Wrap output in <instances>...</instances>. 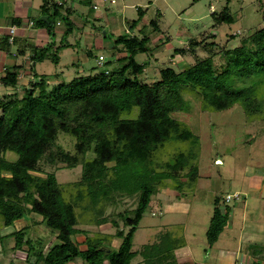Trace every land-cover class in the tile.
<instances>
[{"label":"trees","instance_id":"16d2710c","mask_svg":"<svg viewBox=\"0 0 264 264\" xmlns=\"http://www.w3.org/2000/svg\"><path fill=\"white\" fill-rule=\"evenodd\" d=\"M41 1V11L47 21L39 18L35 20V27L45 28L52 38L55 23L51 19L66 27L55 52L48 50L54 47L53 43L39 49V53L35 48L36 57L31 61L36 64L48 60L56 66L58 52L68 47L67 37L74 25L70 20L73 10L64 9V4L55 0ZM254 2L262 11V0ZM61 8L63 12L59 11ZM138 12L141 17L132 22L131 30L143 16L142 9ZM211 17L215 27L236 22L227 7L218 14L213 12ZM151 25L158 28L154 21ZM126 34L114 41L116 47H120L118 52L124 55H118L115 60L104 58L99 72L92 74L95 68L88 75L77 72L70 81L54 85H49L45 76L34 78L22 97L13 94L0 98V221L8 227L36 214L41 217L40 223L55 232L57 239V243L44 252L40 241L33 245L30 239L24 238L23 229L9 235L15 239L13 250L27 245L26 259L34 257L35 264H69L77 259L83 264H104L103 255L108 250L111 252L106 258L107 264H131L138 255L132 251L134 233L151 197L166 187L183 196V188H191L199 179V137L173 116L176 112L189 111L185 94H196L202 112H219L238 105L249 119L264 115V26L241 37L234 48H227V43L235 39V35H229L220 48H216L214 42L207 43V38L189 40L187 48L175 50V55L185 57L189 53L194 63H186L179 72L172 68L161 69L159 79L153 83H146L143 78L145 63L134 59L137 54L148 51V37L138 38L131 35V31ZM3 45H9L8 38ZM198 47L206 53L205 58L197 57ZM87 55L92 56L90 51ZM217 56L223 59L222 64L214 63ZM112 63L117 67L105 68ZM17 68L6 69L0 84L15 88ZM31 69L33 71L35 65ZM134 109L138 112L132 117ZM60 134L75 139L74 154L58 145ZM179 143H187L190 148L178 149L165 161L158 158L166 147ZM10 153L14 156L8 157ZM42 160L49 165L59 163L60 167L55 166L58 170L75 169L80 165V180L73 184L74 192L68 200L55 173L40 167ZM135 197V208L116 215L129 227L124 232L115 219L104 216L105 206ZM235 199L238 198L228 202ZM228 202L221 197L213 199L206 231L210 246L228 225L233 212ZM76 208L81 210L79 215L82 216L90 212L93 218L87 221L95 226L111 223L116 229L115 236L121 239L116 251L103 247L99 241L93 243L94 238L87 237L85 250L79 248L72 239L79 231L75 229ZM166 240L167 246L164 245ZM183 246L184 240L166 235L152 246L154 252L161 255H150L153 258L147 259L144 254L143 263L176 264L174 251ZM261 250L257 255L264 261L261 253L264 248Z\"/></svg>","mask_w":264,"mask_h":264},{"label":"rangeland","instance_id":"374dc122","mask_svg":"<svg viewBox=\"0 0 264 264\" xmlns=\"http://www.w3.org/2000/svg\"><path fill=\"white\" fill-rule=\"evenodd\" d=\"M57 1L64 4V9L71 5L74 8L71 15L74 25L67 38L69 50L59 55L61 61L58 66L49 61L37 63L36 74L35 72L31 74L36 80L43 76L47 80L54 79L59 75L61 79L50 81L52 85L70 81L77 72L80 75H88L92 68H95L92 74L99 72L102 70L97 65L99 55H103L107 61L123 56V53L118 52L120 47H116L114 41L118 36L127 35L126 33L130 31L131 35L138 38L149 39L148 51L137 54L134 59L137 63H145L146 74L143 78L146 83H153L159 79L161 69L172 68L179 72L186 63H194L189 53L185 57L175 55V50L187 48L189 40L201 41L207 38V43L214 42L216 48H220L226 43L229 35H235L236 38L227 43V48H234L239 44L241 37L264 26V7L259 11V5L254 0H115L114 4L97 0H55ZM262 3L264 5V0ZM92 5L97 9H93ZM224 7L228 8L236 22L215 27L211 14L220 13ZM138 9L144 11L143 16L131 30L132 22L141 17ZM40 11L37 9V14L41 13ZM59 11L63 12V9ZM39 18L36 17L35 20ZM51 21L55 23L53 29L58 28L56 27L58 20L51 19ZM152 21L156 23L157 29L151 25ZM65 27L63 24L62 28ZM52 41L51 39V43ZM33 44L26 42V45ZM47 47L48 45H45V48ZM16 48L15 45L8 49ZM89 51L92 54L90 57L87 55ZM27 52L29 54L28 49ZM196 54L199 59L207 56L200 47L196 48ZM223 62L220 56L214 60L216 65ZM115 67L117 65L112 63L105 68L111 70ZM24 91V87L20 85L7 88L0 84V98L13 94L19 97ZM195 95V93L185 94L184 98L190 106L189 111L176 112L173 116L184 122L199 137L197 157L199 179L191 188H183V196H178L179 192L166 187L160 188L159 193L151 197V203L134 233L132 251L137 252L138 255L131 264H145L144 254L147 255V259L153 258L154 255L160 256L161 254L154 252L152 246L166 235L171 239L184 240L186 245L177 253L179 260H176V264H189L190 261L191 264H234V262L238 264L241 262V256L244 255L253 258L252 264L256 261L254 257L259 259L258 251H262L261 248L264 247V115L249 119L238 105L219 112H202L199 99ZM137 112V109H134L132 117L136 116ZM57 143L67 152L74 154V138L60 134ZM189 148L187 143L168 146L159 153L158 158L165 161L178 149L186 151ZM10 156L14 154L10 153L8 157ZM55 166L61 165L59 163L49 165L43 160L40 164L43 170L55 173L58 183L64 189L63 195L68 200L70 193L74 192L73 184L80 180L81 167L79 165L75 169L58 170ZM81 188L83 189L84 186ZM226 195L240 197L228 202L233 207L228 225L219 235L217 242L210 246L206 231L212 216L213 199L221 197L224 200ZM136 202L135 197L109 204L105 206L104 216L115 219L119 227L127 232L129 227L125 226L124 221L118 219L116 215L135 208ZM76 211L78 220L75 229L79 231L72 237L73 241L76 239L79 242L83 241L84 235L87 238H94L93 243L99 241L103 247L117 250L121 239L115 236L116 229L110 222L102 228V232H92L97 226L87 221L93 218L91 213L87 211L82 216L79 215L81 210L76 208ZM244 218L254 225L244 226L246 224ZM24 220L30 225L25 230L26 239H30L33 245L36 244L35 241H40L43 248H46L43 251L46 252L48 247L57 243L55 232L43 223L31 222L41 220L40 216L31 214ZM258 223L262 229L259 234L256 233L258 228L255 226ZM10 230L0 221V249L8 258L7 261L6 259L2 261L3 264L9 262L14 252L11 250L14 239L10 240L9 237L1 239L4 233ZM164 245L167 246L168 241ZM25 247L23 249H27ZM84 248L83 245L82 249ZM17 252L21 253L19 250ZM108 256L109 253L103 255L104 264H107ZM18 257L23 260L25 254H18ZM75 262L74 264H83L81 259ZM259 262L264 264L262 260Z\"/></svg>","mask_w":264,"mask_h":264},{"label":"crops","instance_id":"0c3cea01","mask_svg":"<svg viewBox=\"0 0 264 264\" xmlns=\"http://www.w3.org/2000/svg\"><path fill=\"white\" fill-rule=\"evenodd\" d=\"M77 1H80V0H77ZM97 1H102V0H97ZM40 2H41V0H0V78L5 76L6 69L11 70V69H14L15 67H18L17 68L18 82H17L16 86L20 85L21 87H24V90L28 87L29 82L34 80L33 75H31V74L33 72H35V74H36V69H34L33 71L31 69L32 66L35 65V67H36V65H37V63L34 64V62L31 61L33 57H36L35 48L37 50L44 49L45 45L49 46L51 44V39H52L53 40L52 42L54 43V47L50 48V50H52L50 52L51 53L55 52V48L60 44V41L62 39V35L64 33V30H65L64 28H62L63 24L61 22H58L57 26H56L58 28H54L55 29V30H53L54 38H52L47 33L45 28L35 27V18L36 17L39 18L40 16L43 15L42 11H40L41 13H39V14H37V12H36L37 9L41 10L42 4H40ZM57 3H61V1H57ZM67 7L71 8L72 10L74 9L73 5L67 6ZM70 20H71V18H70ZM11 27L15 28V32L12 36L13 42L12 43L8 42L9 43L8 46L3 45L4 39L9 37V29ZM26 42H32L34 44L33 45H26ZM67 44H68V42H67ZM15 45L17 46L16 49H14V50L8 49L9 47L15 46ZM26 46H28V47L26 48ZM1 47H2V49H1ZM27 49L29 50V54L27 52ZM67 50H69V44H68V47L63 48L58 52V56L61 54H65L67 52ZM45 61H48V60H45ZM60 61H61V57L59 56V63H60ZM40 63H42V62H40ZM59 63H58V65H59ZM58 65H56V66H58ZM55 79L60 80L61 77L58 75V76H55L54 79L49 78L47 80V82L49 81L48 84L52 85V84H50V81L55 80ZM7 88H11V87H7ZM20 93L23 94V92H20ZM21 96L22 95H20L19 97H21ZM33 221H36L35 223H37V224H38V222H41V220H39V221L32 220L31 222L33 223ZM243 221H244V223H246L244 226L254 225L250 220H247V218H244ZM106 224H103V225H100L97 227L95 226L97 229H95V231H92V232H99V233L102 232V230H103L102 228H105ZM29 226L30 225H27L26 221L24 219L15 221L11 226L7 227V229L10 228L11 230L9 232H5L4 236H8L10 240H13L14 237L9 236L10 234H12L13 232H17L20 229H23L25 231ZM255 226L258 228V231L256 233H258V234L261 233L262 229H261L260 224L258 223ZM12 230H14V231H12ZM24 238L26 239V231H25ZM83 238L84 239L81 242L83 243L84 247L86 248V245L84 243L85 242V236L84 235H83ZM75 241L79 244V247L81 250H85V248L82 249L83 245L81 242H79L77 239ZM14 244H15V239H14V243L11 245V250H13ZM184 246H186V245L184 244ZM24 247L25 246H23L22 249H20V250L18 249L19 252H21V253H18L17 250H13L14 252L10 257L9 262H7L6 264H15V263L16 264H26V263L27 264H30V263L35 264V258L34 257H31L29 259V261L26 259V252H25L26 249H23ZM182 248L183 247L178 248L174 251V255H175L176 260H179L177 253L180 250H182ZM45 249L46 248L44 247V250ZM17 253L21 254V255L25 254V258L23 260H20ZM261 253H262V255H264V251ZM4 259H6V261L8 260V258H6L4 256L3 250L0 249V264H3L2 261ZM31 259H33V260H31ZM226 259H229V258H226ZM235 259H236V256H235ZM251 259H253V258H251ZM251 259L248 258L246 255L241 256V258H240L241 262L238 264H251V262H252ZM255 259H256V262L260 260L257 258H255ZM74 263H76V262L69 263V264H74ZM189 264H191V261ZM227 264H232V263H227ZM234 264H237V262H234Z\"/></svg>","mask_w":264,"mask_h":264},{"label":"built area","instance_id":"2783aa9c","mask_svg":"<svg viewBox=\"0 0 264 264\" xmlns=\"http://www.w3.org/2000/svg\"><path fill=\"white\" fill-rule=\"evenodd\" d=\"M103 2H108V3H110V4H114L115 3V0H102ZM58 4H60V3H58ZM93 9H97V7L94 5L93 6ZM14 32H15V28L14 27H11L10 29H9V39H8V42L9 43H12L13 42V34H14ZM104 61V56L103 55H100L99 57H98V66H100L101 64H102V62ZM232 198H238V196L236 195V196H231V195H227L226 197H225V200H226V202H228V201H230Z\"/></svg>","mask_w":264,"mask_h":264},{"label":"water","instance_id":"95a60500","mask_svg":"<svg viewBox=\"0 0 264 264\" xmlns=\"http://www.w3.org/2000/svg\"><path fill=\"white\" fill-rule=\"evenodd\" d=\"M42 21L46 22L47 21V17L46 16L45 17H42ZM110 252H111V250H108V251H106V254H108Z\"/></svg>","mask_w":264,"mask_h":264}]
</instances>
